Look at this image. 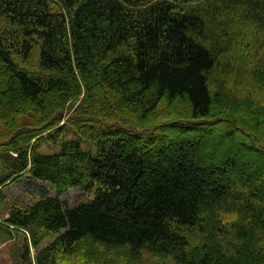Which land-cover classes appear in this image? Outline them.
I'll list each match as a JSON object with an SVG mask.
<instances>
[{
	"label": "trees",
	"instance_id": "1",
	"mask_svg": "<svg viewBox=\"0 0 264 264\" xmlns=\"http://www.w3.org/2000/svg\"><path fill=\"white\" fill-rule=\"evenodd\" d=\"M24 174L56 195L0 230L54 237L13 264H264V0H0V200Z\"/></svg>",
	"mask_w": 264,
	"mask_h": 264
},
{
	"label": "rangeland",
	"instance_id": "2",
	"mask_svg": "<svg viewBox=\"0 0 264 264\" xmlns=\"http://www.w3.org/2000/svg\"><path fill=\"white\" fill-rule=\"evenodd\" d=\"M36 54L32 57L28 65L32 64V67H36ZM71 113V111H69ZM66 119V118H65ZM65 119L61 122L60 126L65 123ZM212 133L217 135V127L211 126ZM75 133L70 128L66 127L56 142L61 139H74ZM82 141V146L95 153V142L93 141ZM56 146L48 143L45 140L41 141L39 150L42 152H54ZM252 156L254 154L250 153ZM260 160H262L259 157ZM263 161V160H262ZM3 192L6 197L0 200V205H15L16 203H28L31 200L37 199L39 195H56V191L53 185L46 180H40L36 178H28L24 174L19 183L7 185ZM92 196L84 192L79 186L70 188L66 193L61 196V199L65 206H72L81 201H88ZM3 206V207H4ZM4 216L7 215V210L3 211ZM54 237V234H50L45 237L37 246H33L30 239V233L28 231L16 232L15 230H0V264H13L21 261L20 255L25 251L24 245L27 244L30 250L31 256L36 254V251L44 248L50 240ZM145 264H153L149 259L143 260ZM148 262V263H147ZM58 264H89L86 262L81 255H70V254H58ZM167 264V263H166Z\"/></svg>",
	"mask_w": 264,
	"mask_h": 264
}]
</instances>
